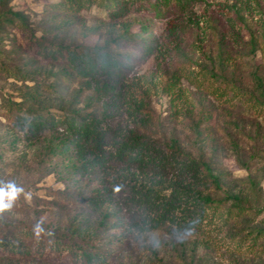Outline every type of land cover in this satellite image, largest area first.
<instances>
[{
    "label": "rangeland",
    "instance_id": "rangeland-1",
    "mask_svg": "<svg viewBox=\"0 0 264 264\" xmlns=\"http://www.w3.org/2000/svg\"><path fill=\"white\" fill-rule=\"evenodd\" d=\"M83 1L80 12L64 14L53 8L62 0H0V181H14L27 194L0 214V264H61L52 256L15 252L13 241L22 250L38 251L41 242L52 243L49 234L108 253L112 264H264V0H205L181 12L173 1L132 11L123 23L108 19L106 0ZM119 37L139 47L116 48L112 41ZM155 42L156 54L144 55V46ZM79 47L108 49L136 67L124 80L127 93L112 108L99 102L96 91L68 72L65 63L43 56L47 49ZM190 71H206L213 87L237 91L231 106L208 94L213 88L195 89L185 78ZM180 73L173 90L180 98L174 103L164 86ZM16 106L29 114L104 119L112 130L156 143L159 167L171 164L157 172L132 165L83 169L86 162L59 131L28 140L26 130L15 124L21 112ZM176 157L209 166L219 187L195 189L214 201L237 196L245 215L197 238H182L176 230L183 221L177 218L180 212L158 222L164 197L180 186ZM142 190L156 191L160 199L137 205L142 195L132 191ZM93 196L111 199L95 207ZM232 207L224 202L223 212ZM28 230L35 236L20 234ZM259 230L255 255L232 250Z\"/></svg>",
    "mask_w": 264,
    "mask_h": 264
},
{
    "label": "trees",
    "instance_id": "trees-1",
    "mask_svg": "<svg viewBox=\"0 0 264 264\" xmlns=\"http://www.w3.org/2000/svg\"><path fill=\"white\" fill-rule=\"evenodd\" d=\"M173 1L176 2L173 5L179 8L178 11H185L188 5L194 6L205 2V0H137L136 3H131V0H106L104 6L108 8V19L118 22V20H123L132 11L142 13L148 9L151 10V7L155 8L156 4L170 5ZM53 6L58 12L69 14L80 12L85 5L83 0H62L61 3ZM123 22L121 21V23ZM145 30L146 27L141 25V31L144 32ZM122 39L123 37H119L112 41L113 46L116 48L139 47L135 41L131 40L129 42ZM157 46V42L145 45L144 55L154 56L158 50ZM43 56L51 58V60L56 62L61 60L65 63L68 72L72 73L78 80H85V83L96 91L97 100L103 104H107V106H111V108L127 93L124 80L136 72V67L133 64H126L122 61L121 57L104 48L47 49ZM208 75L209 73L206 71H199L197 74L190 71V73L185 74V78L195 89L209 91V89L213 88L208 94L215 96V99L219 100L223 105L231 106L232 99L236 96L237 91L227 85L213 87L214 81ZM180 79L181 73L177 76L173 75L171 77L172 81L166 82L164 86L166 92L173 94L172 101L174 103L180 98V95L173 92L179 86ZM229 94H231L230 97ZM31 96L35 99L40 98L37 92L31 93ZM245 102L250 103L249 100ZM249 105L252 110L262 109L261 106L256 104ZM15 108L21 111L16 117L15 124L19 129L26 130L28 140L41 137L47 132L59 131L69 141L77 154L86 162L82 167L83 169L93 166L115 168L132 165L138 169L157 172L162 169L164 170L168 167V164H171L168 163L171 162L168 160L167 163L159 167L162 160L156 159V153L159 152L156 143L133 133L126 134L120 130H112L104 119H98L91 115H55L51 112L29 114L22 111L18 106ZM204 118L203 122L209 121L207 117ZM108 145L112 146V149H108ZM86 156L92 157V161L87 162ZM176 167V179H178L176 181L180 186L173 189L172 193L164 197L165 201L162 204L160 203L164 215L162 214L157 219L158 222L163 223L170 219L174 211L176 213L180 212L181 215L176 217L181 218L183 221H179V227L176 230L180 232L182 238L188 236L197 238L210 236L215 228L223 230L245 215L246 209L241 206V202L237 196L225 195L223 201H214L209 196H203L201 191L195 189L197 186L207 188L208 184L217 188L219 187L218 177L213 174L209 166L202 165L191 159L179 161L176 157ZM125 187L122 185L118 190L120 191ZM119 191H117V194ZM132 193L142 195L137 205L151 204L152 200L160 199V196L157 197L158 193L152 190L136 191V193L132 191ZM91 199H93V206L97 207L109 202L111 197L93 196ZM229 201L233 204V210L228 209L224 213L222 205L224 202ZM156 204L158 206L159 203ZM189 205H193L194 207H189ZM162 226L161 224L157 228H162ZM25 232V234L20 233L24 238L35 236L32 230ZM49 236L53 239L52 243L48 246L41 242L38 245V251H31V249H25V247L22 250V246L13 241L14 247L18 246L15 252L23 257L37 255L39 258H49L52 256L50 258L54 262H61V264L113 263V256L108 253L88 248L86 245L79 247L66 238L57 239L50 234ZM261 238L262 231L259 230L250 241V237H247V240L245 238L241 242L236 243L232 250L255 255ZM247 242L249 245L243 251L242 248ZM217 245L223 246L224 244L218 242ZM7 247V244L3 245L4 249H7ZM36 248L37 245L35 244L34 250Z\"/></svg>",
    "mask_w": 264,
    "mask_h": 264
},
{
    "label": "clouds",
    "instance_id": "clouds-1",
    "mask_svg": "<svg viewBox=\"0 0 264 264\" xmlns=\"http://www.w3.org/2000/svg\"><path fill=\"white\" fill-rule=\"evenodd\" d=\"M22 194L27 195L25 190L14 181H0V214L11 210L14 203ZM34 230L39 235L43 231V228L38 223Z\"/></svg>",
    "mask_w": 264,
    "mask_h": 264
}]
</instances>
